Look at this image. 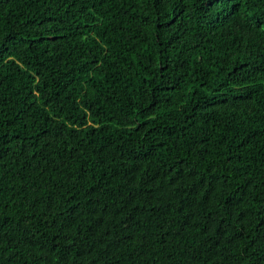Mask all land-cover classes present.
Here are the masks:
<instances>
[{
    "label": "trees",
    "instance_id": "obj_1",
    "mask_svg": "<svg viewBox=\"0 0 264 264\" xmlns=\"http://www.w3.org/2000/svg\"><path fill=\"white\" fill-rule=\"evenodd\" d=\"M0 264H264V0H0Z\"/></svg>",
    "mask_w": 264,
    "mask_h": 264
}]
</instances>
